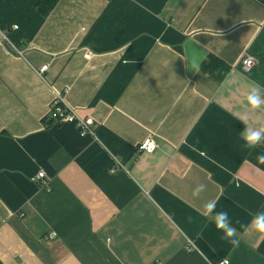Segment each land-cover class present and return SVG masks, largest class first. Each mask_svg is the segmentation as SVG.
Here are the masks:
<instances>
[{"label":"crops","instance_id":"obj_1","mask_svg":"<svg viewBox=\"0 0 264 264\" xmlns=\"http://www.w3.org/2000/svg\"><path fill=\"white\" fill-rule=\"evenodd\" d=\"M37 2L0 0V264H264L245 230L264 212V143L242 137L264 123L245 104L264 88V0H59L47 16ZM55 92L95 135L47 126ZM148 136L158 148L138 151ZM211 199L239 247L202 214Z\"/></svg>","mask_w":264,"mask_h":264},{"label":"built area","instance_id":"obj_2","mask_svg":"<svg viewBox=\"0 0 264 264\" xmlns=\"http://www.w3.org/2000/svg\"><path fill=\"white\" fill-rule=\"evenodd\" d=\"M15 28H17V25H14ZM1 36L4 40L9 41L8 33L6 31H1ZM9 44H11L9 42ZM13 47L16 53H22L21 50H19L16 46L10 45ZM9 49V45H7ZM91 53L88 52L85 54L86 58H90ZM256 64L255 58L247 54L242 59V68L244 71H249L252 69V67ZM49 69V64L45 63L37 67V73L42 76V78L46 79V73ZM48 119H52L53 123L55 124H65V123H71L76 126L78 131L82 135H95V120L90 116H81L77 113L76 109L71 107L65 102V98L62 93L55 92V95L53 97L52 103L50 105V110L48 114ZM158 148V142L153 136L146 137L142 142L139 143L137 146L138 151H147V152H153ZM114 166L111 168V172L115 173L119 170L124 169V165L116 158L114 157ZM36 181H41L43 185H47L46 180V173L44 170H40L36 177L34 178ZM56 236V232L53 231L50 233L49 237L53 238ZM186 250L191 251L193 249L192 242L188 241L185 246ZM211 264H231L230 260L228 258H222L220 260H217Z\"/></svg>","mask_w":264,"mask_h":264},{"label":"clouds","instance_id":"obj_3","mask_svg":"<svg viewBox=\"0 0 264 264\" xmlns=\"http://www.w3.org/2000/svg\"><path fill=\"white\" fill-rule=\"evenodd\" d=\"M194 66H196L194 64ZM246 107L250 110H257L264 108V88L258 85H253L245 96ZM243 140L245 141L244 147L247 149H255L257 146L264 143V123L258 127L246 126L242 133ZM260 163H264V155L257 157ZM206 185L200 184L192 191L193 198H197L205 190ZM216 200L211 199L203 205L202 214L205 216H213L215 226L218 230H222L224 235L223 239L228 240L233 247H239L240 240L236 237V229L232 226L229 219V214L226 211L216 212ZM191 219V218H189ZM251 230L254 233L264 237V212L257 213L251 220L250 224L245 229Z\"/></svg>","mask_w":264,"mask_h":264},{"label":"trees","instance_id":"obj_4","mask_svg":"<svg viewBox=\"0 0 264 264\" xmlns=\"http://www.w3.org/2000/svg\"><path fill=\"white\" fill-rule=\"evenodd\" d=\"M59 0H38L36 8L40 14L47 16L50 11L56 6ZM202 70L217 75L218 78H222L223 74L229 69L222 61L217 57L209 55L202 63ZM53 123L52 119L46 120L47 126Z\"/></svg>","mask_w":264,"mask_h":264}]
</instances>
